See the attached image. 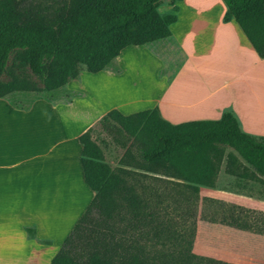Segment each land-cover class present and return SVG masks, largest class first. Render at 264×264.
Returning <instances> with one entry per match:
<instances>
[{
  "label": "trees",
  "instance_id": "16d2710c",
  "mask_svg": "<svg viewBox=\"0 0 264 264\" xmlns=\"http://www.w3.org/2000/svg\"><path fill=\"white\" fill-rule=\"evenodd\" d=\"M175 1L169 0L170 12L159 13L160 0H0V97L56 90L80 71L105 69L128 45L167 37L176 20ZM221 1L222 21L234 19L264 58V0ZM78 141L83 181L93 192L110 174L104 155L111 144L121 151L114 160L123 166L213 187L223 161L225 173L264 186V137L242 131L229 111L217 119L170 123L155 108L127 115L110 109ZM226 147L235 154H223ZM48 264L234 263L77 222Z\"/></svg>",
  "mask_w": 264,
  "mask_h": 264
},
{
  "label": "crops",
  "instance_id": "0c3cea01",
  "mask_svg": "<svg viewBox=\"0 0 264 264\" xmlns=\"http://www.w3.org/2000/svg\"><path fill=\"white\" fill-rule=\"evenodd\" d=\"M182 1L176 4L178 10L176 20L169 25L170 35L142 45H128L146 46L147 60L153 62L152 58H155L156 63L152 68L136 65L134 63L136 59L129 52H122L127 49L126 46L119 53V62L124 64V66L118 64L119 73L105 69L97 72L106 74L108 83H112L110 79L123 82L120 87L116 85L111 87L112 91L117 92L118 98L109 94V103L98 113H92V110L87 112L83 109L76 110V102H82L83 99L90 100L93 106H99L101 101L94 97L90 99L86 97L85 86L82 82L80 85L77 80L82 79L81 71L75 78L61 86L70 91L80 92V95H73L70 101L63 97L58 99L36 97L27 107L22 108L11 103L5 96L0 97V264H48L77 222L141 241L146 240L144 235L124 233L119 231L117 226L109 228L86 220L82 209L86 200L84 197V200L78 199L81 205L76 204L77 197L71 198L76 212L72 213L66 229L62 230L59 226L60 220L63 217L67 219V216L64 214L57 217L55 213L49 212L51 202L59 199L60 193L57 192L61 185H68L69 189L74 191L77 186L83 187L87 189L89 197L95 198L115 177V171L131 174L136 177L137 182L143 176L187 183L157 173L120 164L111 166L108 163L111 169L107 179L100 190L91 191L83 181L79 161L81 144L78 135L94 125L100 116L110 109L127 115L155 108L159 116L170 123L217 119L222 112L229 111L236 118L242 131L254 136H264V128L253 123L258 120L264 122V58L258 57L234 19L222 21L225 5L221 0L209 3L195 2L184 7L185 9L181 6ZM194 11L205 13L202 17H194L192 16ZM117 58L118 55L112 62H117ZM132 66L136 67L134 72L136 77L141 74L140 70L146 72L148 78L145 82H138V78L127 79L128 72L133 71ZM35 107L50 109L52 114L57 112L63 118L62 122L58 119L57 133L51 136L46 151L41 152L47 155L45 161L32 166L25 164L22 167L20 161L15 159L16 153L14 156L7 150L15 143V140L10 141L15 121L16 128L18 120L23 122L28 118L29 121ZM72 108L75 111H71ZM71 122L78 127L69 129ZM15 131L17 132L16 129ZM5 137L6 140H2ZM59 148L64 149L62 158L57 153ZM22 157L23 160L26 159L25 155ZM29 166L34 171L40 170L42 173L39 179L33 178L34 181L31 182L35 183L37 188L27 186V189L21 190L23 192L19 197V194L14 192L16 188L14 181ZM52 186L55 188L52 189ZM81 191L84 196L85 190ZM26 228L32 229V235L27 234ZM254 229L260 228L254 224L247 226L241 222L235 228L233 241L225 237L222 239L208 237L199 250L192 247L186 251L219 258L228 263L264 264V232ZM217 241L222 246L221 254L224 252L227 255L229 251L231 259L216 254L213 245ZM163 246L183 250L176 244Z\"/></svg>",
  "mask_w": 264,
  "mask_h": 264
},
{
  "label": "rangeland",
  "instance_id": "374dc122",
  "mask_svg": "<svg viewBox=\"0 0 264 264\" xmlns=\"http://www.w3.org/2000/svg\"><path fill=\"white\" fill-rule=\"evenodd\" d=\"M179 1H175V4ZM212 1L214 0H183L181 6L184 8L195 2L209 3ZM157 10L159 13L170 12L169 0H160ZM185 13L186 10H184V15ZM203 13L205 12L194 11L192 12V16L202 17ZM146 51V46H128L122 52H129L136 59L134 62L136 65H143L148 68L151 66L152 68L156 63L155 58H152L153 62L147 60ZM119 57L118 54L117 62L111 61L105 70L119 73L120 68L118 64L124 66V64L119 62ZM132 68L133 71L128 72L127 79L138 78V82H145L148 78L146 72L140 70L141 74L136 77L134 73L136 67L132 66ZM81 73V81L80 79L77 80L85 86L86 97L89 99L94 97L97 100L101 99V101L99 106H93L94 104L92 105L89 99H87L89 101L83 99L82 102H76V110L83 109L84 112L92 110V113L96 114L109 103V94H113L118 98L117 92L112 91L111 87L115 85L118 87L120 84H123L122 81L110 79L112 83H108L109 79L104 73H89L87 71H81ZM2 78L5 79V76H2ZM76 83L78 84V81ZM75 92L65 89V87H60L48 92H12L5 97L16 106L27 107L36 97H45L47 99L63 97V99L70 101L73 95H80L79 91ZM71 111H75V109L72 108ZM61 118L63 117L57 112L52 114L50 109H38V107H35L30 114L29 121L28 118L24 119L23 122L18 120L17 128L15 127V121L14 128L17 132L15 129L12 130L10 139V141L15 140V143L7 151H10L14 156L16 153L15 159L20 161L22 167L25 164L32 166L43 163L47 155L41 152L44 153L46 151L51 136L57 133L59 120L62 122ZM253 123L264 128L262 120L253 121ZM76 127L78 125L73 122L69 125V129H76ZM97 131L101 132L99 128ZM99 136L107 138L104 133H100ZM2 140H6V137L2 138ZM120 152L116 146L112 144L108 145L105 152V161L111 166H116L118 163L114 160V154L118 155ZM227 152L235 154L232 149L226 147L223 154ZM57 153L62 158L64 156V149L59 148ZM22 155H25V160H23ZM221 163L213 187H203L158 177L150 179L143 176L138 179V182L147 180L138 183L135 176L116 171L114 173L115 177L111 179L103 191L95 198L93 196L89 197L87 189L83 187L77 186V192L74 189L70 190V186L64 184L61 187L59 186L57 192L60 193L58 194L59 199L51 202L50 205L52 207L49 212L55 213L57 217L64 214L67 216V219L61 218V223L59 224L62 230H65L72 213L76 212L75 207L72 205L74 201L71 198L77 197L76 204L85 198L87 201L85 200L82 209L86 220L100 223L109 228L117 226V229L124 233L137 236L144 235L146 238L144 242L154 246L176 244L182 247L183 250L173 249L182 251H186L187 248L192 247V249L199 250L205 243V238L208 237H214L215 239L225 237L233 241L235 228L241 222L247 226L254 224L260 228L254 229L255 231L264 232V196L262 195L264 193V186L257 180L245 179L244 177L240 179L225 173L223 161ZM242 164L246 166V164ZM30 166L14 181L16 186L14 192L19 194V197L23 192L21 191L22 189H27V186L34 187L35 183L32 184L31 182L34 179H39V176H41L40 173L42 172L40 170L34 171ZM53 188L55 187L52 186ZM82 189L86 192L84 196H82ZM79 205L81 204L79 203ZM213 247L217 255L220 254L228 259L232 258L228 255L229 251L227 255L224 252L221 254L222 246L218 244V241ZM231 250L233 252V249ZM214 259L224 261L219 258Z\"/></svg>",
  "mask_w": 264,
  "mask_h": 264
}]
</instances>
